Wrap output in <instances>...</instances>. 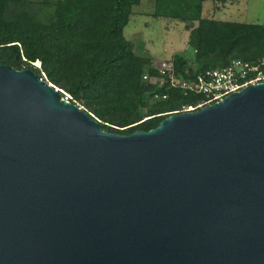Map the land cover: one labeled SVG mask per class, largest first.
<instances>
[{"label":"water","instance_id":"1","mask_svg":"<svg viewBox=\"0 0 264 264\" xmlns=\"http://www.w3.org/2000/svg\"><path fill=\"white\" fill-rule=\"evenodd\" d=\"M0 65V264H264V82L108 132Z\"/></svg>","mask_w":264,"mask_h":264},{"label":"trees","instance_id":"2","mask_svg":"<svg viewBox=\"0 0 264 264\" xmlns=\"http://www.w3.org/2000/svg\"><path fill=\"white\" fill-rule=\"evenodd\" d=\"M141 1L0 0V65L33 69L108 132L155 128L205 96L143 78L162 75L164 60L138 54L135 42L125 37ZM197 1L195 12L173 16L192 21L187 29L194 59L179 53L168 59L177 76L264 57V24L203 16L206 0Z\"/></svg>","mask_w":264,"mask_h":264},{"label":"rangeland","instance_id":"3","mask_svg":"<svg viewBox=\"0 0 264 264\" xmlns=\"http://www.w3.org/2000/svg\"><path fill=\"white\" fill-rule=\"evenodd\" d=\"M197 0H142L134 7L135 14L124 34L135 42L136 52L158 61L168 60L179 53L194 59L188 45L192 21H180L174 15L195 12ZM203 16L215 19L264 24V0H206Z\"/></svg>","mask_w":264,"mask_h":264},{"label":"built area","instance_id":"4","mask_svg":"<svg viewBox=\"0 0 264 264\" xmlns=\"http://www.w3.org/2000/svg\"><path fill=\"white\" fill-rule=\"evenodd\" d=\"M160 73L162 75L156 77L145 73L143 78L160 84L167 82L170 87L181 88L185 94L195 93L205 96V99L198 106L184 107V111H194L222 100L230 93L238 91L248 85L264 82V57L257 61L236 59L229 65L206 69L195 75L187 71V76H177L173 61L164 60L160 67ZM41 79L44 78L41 77ZM166 97L164 95L162 98ZM64 98L69 100L70 95L65 93Z\"/></svg>","mask_w":264,"mask_h":264}]
</instances>
